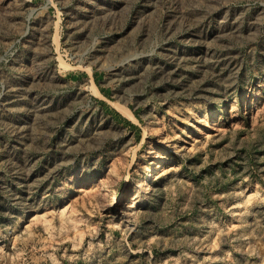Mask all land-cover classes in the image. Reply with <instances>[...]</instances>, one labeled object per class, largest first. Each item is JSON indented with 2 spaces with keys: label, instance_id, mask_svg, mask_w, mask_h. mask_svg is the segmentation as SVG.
<instances>
[{
  "label": "rangeland",
  "instance_id": "rangeland-1",
  "mask_svg": "<svg viewBox=\"0 0 264 264\" xmlns=\"http://www.w3.org/2000/svg\"><path fill=\"white\" fill-rule=\"evenodd\" d=\"M0 264H264V0H0Z\"/></svg>",
  "mask_w": 264,
  "mask_h": 264
}]
</instances>
